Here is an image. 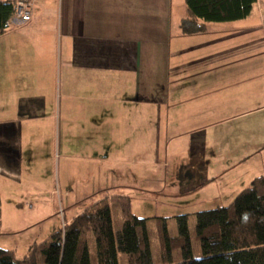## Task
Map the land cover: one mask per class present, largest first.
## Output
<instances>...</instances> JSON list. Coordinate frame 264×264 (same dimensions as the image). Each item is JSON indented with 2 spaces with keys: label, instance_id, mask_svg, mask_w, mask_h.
<instances>
[{
  "label": "crops",
  "instance_id": "obj_1",
  "mask_svg": "<svg viewBox=\"0 0 264 264\" xmlns=\"http://www.w3.org/2000/svg\"><path fill=\"white\" fill-rule=\"evenodd\" d=\"M26 1L29 21L12 17L0 35V61L13 54L30 96L19 102L14 93L10 103L0 102V185L20 177L15 214L27 209L35 216L20 213L22 224L1 225L0 237L31 235L45 221L36 206L43 199L55 205L54 172L63 192L51 214L63 224L82 213L66 223V211L94 195H125L134 183L180 187L183 177L170 176L182 170L188 180L191 170L204 174L193 196L210 198L216 177L239 164L252 168L244 172L250 184L262 177L255 175L264 171L257 158L264 154V0L243 21L191 36L179 29L183 0ZM28 126H45L47 141L27 134ZM54 128L61 130L57 140ZM42 148L46 178L33 175ZM15 158L20 172L9 168ZM31 181L40 182L39 190Z\"/></svg>",
  "mask_w": 264,
  "mask_h": 264
},
{
  "label": "trees",
  "instance_id": "obj_2",
  "mask_svg": "<svg viewBox=\"0 0 264 264\" xmlns=\"http://www.w3.org/2000/svg\"><path fill=\"white\" fill-rule=\"evenodd\" d=\"M16 0L0 1V35L14 15ZM256 0H183L181 35L205 33L210 25L247 19ZM121 227L113 224L109 200L86 208L61 230L32 245L18 259L0 248V264H91L89 238L96 264H264V176L251 182L224 208L194 214V235L201 257L193 258L187 215L176 218L177 233L170 236L159 220V250L152 258L148 220L137 219L123 198H117ZM176 255L178 259L175 261Z\"/></svg>",
  "mask_w": 264,
  "mask_h": 264
},
{
  "label": "rangeland",
  "instance_id": "obj_3",
  "mask_svg": "<svg viewBox=\"0 0 264 264\" xmlns=\"http://www.w3.org/2000/svg\"><path fill=\"white\" fill-rule=\"evenodd\" d=\"M13 54L11 53L10 61L6 62V56L2 55L1 61H0V102H11V97L15 93L16 97L19 99V102H21L24 99H29V93L27 88V77L26 74H22L20 70L18 69L16 72L13 70L15 69L17 65L13 63L12 60ZM21 75V76H17ZM20 95V96H19ZM56 94L52 96L54 101L56 98ZM21 99V100H20ZM50 101V100H49ZM15 102V101H13ZM29 100L25 101L27 104ZM17 112V111H16ZM16 113H14L15 115ZM19 114L21 116H29V110H20ZM1 129V128H0ZM48 130L44 127L41 128V131L37 132L34 130L33 126H28L27 134H37V135H45ZM53 133L57 137L61 135V130L54 128ZM45 140L47 141L48 134L45 135ZM8 143V142H7ZM42 144V143H40ZM43 146V145H42ZM8 154V152H5ZM37 155V152H35ZM258 158L259 163H263L262 166L264 167V154L261 156V158ZM45 156H44V149L42 148V151L38 158L36 159V163L41 164L37 167L34 166L33 175L41 174L46 178L48 176V166L47 161L45 162ZM7 160V159H6ZM242 160V159H241ZM8 161V160H7ZM256 162V160H254ZM9 165V164H7ZM19 165L20 161L15 158L12 162L10 160L9 168L10 170H14L15 172L19 171ZM174 164L170 165V167H173ZM8 167V166H7ZM256 167L254 166V169ZM8 170V168H5ZM165 169V168H164ZM247 169H252L248 165L243 166L242 164H239L237 166V170L233 171L232 174L222 175L224 178L222 179V176L216 177L215 183L216 185L212 184V193L214 197H206L197 195L193 196L194 190H192L193 186L195 185V180L204 177V174L195 173L194 170L190 171V174L192 175V180H188L189 177L187 176V172L185 170H182V173L178 171L176 176L174 173L170 176V178H178L183 177V182H181V186L179 187L178 184H175L174 186L170 187L171 182H168L166 187L162 186V184H159V188H152V183H149L148 189L145 190L142 186L138 183H134L132 186V189L127 190V193L124 195V191L122 189L117 190L118 193H111L109 194L108 200L110 201L108 204L111 209L112 214V220L113 224L116 228L121 227L122 220L118 212V208L116 207V203L119 202L117 199L118 197H124L125 201L129 203L130 211L131 213L137 218L142 220H148L147 226L151 242V253L152 258L155 261L157 251L159 250V240H158V233L160 228V222L159 220L155 219H163L166 223L167 232L170 236H175L177 233V222L176 218L179 216L187 215L188 220V230L191 240V246H192V253L193 258H200L201 252L198 246V243L195 240L194 235V227H195V217L193 216L196 213L203 212V211H211L216 208H224L228 207L233 200L239 195L244 189L248 187L250 184L249 180L251 178V175L248 173H244ZM2 170V169H0ZM29 170H31L29 168ZM167 171L169 168L166 169ZM1 172V171H0ZM244 173V174H242ZM23 175V174H22ZM24 175H26L24 173ZM264 171L260 168V171L256 173L255 176H263ZM166 176L168 177L169 174L167 173ZM1 177V176H0ZM19 179L20 177H17L15 180H5L3 179V184L0 185V226L3 225L4 230H16L17 225L20 226L22 222H20V219L16 217L20 213L22 214V217L26 220L30 219L31 216H35V213L33 215L28 214V210L26 209L23 212H19L17 215L15 214V208H17V201L20 198L19 196ZM169 179V177H168ZM222 179V180H220ZM46 180V179H44ZM51 182L54 184V191H55V197H56V203L55 205H51L50 202L48 203L47 200L43 199L42 201L38 200L36 209H38L37 212L40 213L42 217H46L45 221L43 223H40L37 225V230L33 232V234H16L11 236H2L0 237V248L4 250H12L15 252V256L18 258H22L25 256L29 250L30 246L35 243H40L43 240H46L49 235L58 232L61 230L63 221H61L59 215H53L51 214V211L53 210L54 213L59 210V204H58V197L62 195V187L61 182L58 186L57 184V175L54 172V177L52 178ZM71 182H74L70 184L71 190H72V198L70 199V202L75 201V185L76 181L72 180ZM1 183V182H0ZM30 184V183H28ZM35 184V185H32ZM34 186H40V182H32L31 184ZM44 185H47V183H44ZM1 186H3L1 188ZM21 186H24V183L21 184ZM36 186V189L39 190V188ZM155 187V186H154ZM23 190L25 187L22 188ZM5 192V193H4ZM51 192V191H50ZM185 193V194H184ZM9 196L8 199H5L2 196L4 195ZM171 194H175V198L172 197ZM180 194V196H179ZM183 194V195H182ZM99 196V195H98ZM103 198V197H102ZM101 197H97V195H94L91 199H87L81 203H78L72 210L66 211L65 220L66 223L71 220L72 214L75 215L78 212H83L86 208L90 207L92 202L99 201ZM68 207H63V209H67ZM18 210V209H17ZM29 213H32L29 211ZM7 226V228H6ZM47 230V236L45 235V231ZM45 235V237H44ZM89 251L91 256V264H96L95 260V252H94V244L93 240L91 239L90 245H89ZM178 259V255H176L175 261Z\"/></svg>",
  "mask_w": 264,
  "mask_h": 264
},
{
  "label": "built area",
  "instance_id": "obj_4",
  "mask_svg": "<svg viewBox=\"0 0 264 264\" xmlns=\"http://www.w3.org/2000/svg\"><path fill=\"white\" fill-rule=\"evenodd\" d=\"M13 17L21 22H28L30 19V4L26 0H16Z\"/></svg>",
  "mask_w": 264,
  "mask_h": 264
}]
</instances>
